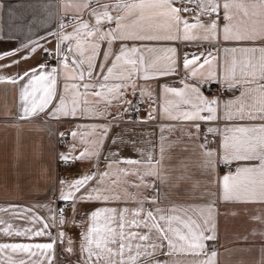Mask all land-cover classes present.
I'll return each instance as SVG.
<instances>
[{
  "label": "snow or ice",
  "instance_id": "6c2138e0",
  "mask_svg": "<svg viewBox=\"0 0 264 264\" xmlns=\"http://www.w3.org/2000/svg\"><path fill=\"white\" fill-rule=\"evenodd\" d=\"M95 3V7L92 4ZM3 7V5H0ZM35 7V5L18 4L17 8ZM66 9H74L76 15L69 23L58 21L54 28L48 30L56 40L54 50L46 43L42 44L35 34L37 24L46 21L38 20L37 16L27 11L9 9L12 27L4 33L0 27V81L19 84L22 101L19 119L35 118L43 115L47 119H80L102 118L105 123L77 125L87 127L95 135V139L81 143L90 144L84 147L79 155H74L76 145H72L68 153H58L60 162L74 164L77 162L95 161L96 169L85 170L75 179L61 178L56 201L64 207H52L51 202L41 205L49 213L51 225L32 213L31 209L20 206L0 208V211H11L14 216L27 219L30 223L42 224L39 229L23 228L13 230L8 224L2 230L6 235L43 237L48 243H3L0 253L10 250L12 253H23L28 259L13 260L8 257L7 264H60V257L65 253L75 254L73 241L68 238V247L61 248L59 256L55 252L57 244H62L67 236L63 230L69 223H75V217L81 205L95 202H112L128 199L135 200L136 208L97 207L87 213L89 227L81 233L80 256L76 264H137L141 257L147 258L155 252L168 249L166 255L174 252L204 253L207 259L201 264H215L217 252L208 251L205 242H214L216 236V209L214 201L200 207L199 221L188 216L176 214L180 208L175 204L165 209L160 207L161 201L171 199L174 193L193 197L199 191V198L207 199L213 195L208 193L204 181L196 179L197 173L207 177L211 184L212 175L217 164L231 166L234 161L258 160V166L237 167L235 173L229 172L218 181L221 185V199L227 201L264 202V123L255 126L228 125L223 129L221 147L222 155L209 147L207 134L219 133L220 129L208 127L201 132L200 122L234 119L264 120V47H233L223 48L225 53H241L247 60L237 61L235 57L225 59L223 72L218 75L212 65L217 57L212 51L200 54H185L182 65L187 75L181 83L182 88L163 86V94L178 98L176 105L188 106L174 115L169 106H162L164 117L169 120L191 122L195 131L181 129L191 143H185L182 137L168 141L163 135L160 138L159 158L152 150L145 151L138 147V135L134 131L136 124L147 123L131 119L125 121L124 113L138 114L139 109L127 99L126 93L131 89L135 97L139 93L141 100L152 99L153 92L138 83V78L145 81L155 77H167L176 71V52L174 47L157 48L151 43H163L183 40L220 42H264V0H78L66 3ZM87 10L89 19L81 14ZM68 12L64 13L67 16ZM215 17V18H213ZM163 23H160V22ZM250 22V26H249ZM115 27H112V25ZM71 28L72 31H66ZM67 41L74 59L69 60L62 45ZM75 41V47L72 42ZM5 43H14L11 48H3ZM106 48L101 51V45ZM214 47V45H213ZM22 52L26 53L20 55ZM40 53L42 62L36 67L25 69L8 76L4 70L19 67ZM145 52L164 53V56L146 60ZM259 53L258 58L256 54ZM19 55V59L15 58ZM203 63H200L201 57ZM47 57V60H43ZM99 58V63L97 59ZM253 59L256 63H253ZM48 60H56L54 66ZM2 61H7L6 63ZM239 64V73L237 66ZM188 80L194 82L188 83ZM216 82L224 90L233 91L242 88L240 96L230 100H221L219 96L207 97L201 89ZM255 85L253 89L251 86ZM253 90L261 94V107L255 111L245 112L243 98ZM102 105V107H101ZM128 107L124 113L109 111L113 106ZM239 105L236 111L234 106ZM222 110V111H221ZM156 119L152 112L148 120ZM132 125L133 128L124 127ZM52 126H50L51 128ZM121 128L122 131H115ZM176 125H162L161 132L175 130ZM55 135V132H52ZM61 138L64 133L59 134ZM75 139L78 132L71 133ZM203 136V143H198ZM127 137V138H126ZM140 143H150L141 141ZM107 148V155L104 150ZM175 148V154H168ZM125 149L140 153L141 159L120 157ZM183 157V158H181ZM106 162V171H99L101 160ZM177 161L176 164L165 165L164 161ZM123 161L130 168H120ZM115 175L109 183L106 177ZM134 176L138 183L130 182ZM155 179L149 181L148 178ZM257 177L259 179L257 180ZM123 185L122 193L118 188ZM152 189L151 197L137 199V194L130 193L127 187ZM167 191H162L163 188ZM150 201L156 205L153 209L144 207ZM71 213V221L68 213ZM234 214V213H233ZM0 223H4L0 220ZM51 228H56L53 236ZM43 260H33L35 256ZM69 264H73L69 260ZM156 264H169L168 261Z\"/></svg>",
  "mask_w": 264,
  "mask_h": 264
},
{
  "label": "crops",
  "instance_id": "0c3cea01",
  "mask_svg": "<svg viewBox=\"0 0 264 264\" xmlns=\"http://www.w3.org/2000/svg\"><path fill=\"white\" fill-rule=\"evenodd\" d=\"M78 0H0V27L3 28L4 33H8L12 27L9 16V9L15 11H27L29 14L34 13L38 20L46 21L45 24H37L35 27V34H30L32 39L37 37H45L41 39V43H46L49 49H55L56 40L51 35H46L48 30L54 28L58 21H62L65 17H73L76 15L74 9H66V3H76ZM102 2H115V0H102ZM18 4L35 5V7H26L18 9ZM95 3L92 7H95ZM68 12L67 16L64 15ZM83 19H89L88 11L85 10L81 14ZM215 18V17H213ZM160 23H163L162 21ZM250 26V22H249ZM112 27H115L113 24ZM66 31L71 32L72 29L68 28ZM210 43L208 41H192L185 42L183 40L169 41L163 43H151L149 46L157 48L174 47L176 52V71L167 77H155L147 81L138 78V83L146 88H150L153 92L152 99H144L142 108L138 113V117L147 121V123L136 124L134 131L143 133L138 135V147L143 148L145 151L152 150L156 158H159V146L160 138L163 135L168 141L175 140L177 137H182L185 143H191L187 135L182 132L181 129L186 131H195L191 122L169 120L164 117L162 106H169V110L175 115L177 111H183L188 106L179 105L177 108L172 107L176 105L178 98L173 97L171 94L165 96L163 94V86H169L174 88H182L181 80L187 75L182 65V59L185 54L205 53L206 51H212V55L217 57V60L213 63L212 68L218 75L222 74L225 59L231 62L233 57L237 61L247 60V57L241 53H225L223 48L233 47H264V42L259 40L252 42H220L216 43L212 41L211 44L216 43V47L206 48L201 44ZM14 43H5L3 48L14 47ZM62 46H66L69 49V43L64 42ZM106 44L101 45V51L106 48ZM72 47H75V41L72 42ZM70 50V49H69ZM69 60L74 59L72 51ZM26 53L22 52L20 55ZM146 60H153L156 57L164 56V53H144ZM259 53L256 54L258 58ZM15 58L19 59V55ZM204 57H201L200 63H203ZM6 63L7 61H2ZM42 62L40 53L38 52L34 57L26 61H22L19 67H9L4 72L10 77L15 73H22L23 70L34 68L38 63ZM253 63L256 60L253 59ZM99 63V58L97 59ZM56 62L50 63V66H54ZM237 73H239V64L237 66ZM188 83L194 82L188 80ZM264 83V80L259 81ZM253 89L255 85L251 86ZM20 85L13 84L8 81H0V208H8L9 206H20L23 208L31 209L32 211L28 215L35 213L42 221L51 225L52 221L48 219L49 213L41 205H47L51 202L52 207L55 206L56 196L59 191V180L65 178L68 180L78 178V174L84 172L83 169H91L95 171L93 166L82 168L81 162L74 164H68L65 167H61L59 163L58 153H68L72 145H76V151L74 155H79V152L84 147H91L90 144L81 143V137L84 141H90L95 139V135L87 127L77 128V125H91L102 124L105 121L102 118H80V119H60L51 120L47 119L43 115L35 118L19 119L21 112L22 101L20 99ZM202 93L207 97L219 96L221 100H230L240 96L242 88H237L233 91H227L216 82L210 84L208 89L202 87ZM131 95V89L126 93L129 100ZM261 94L258 91L253 90L250 94L243 98L244 110L255 111L261 104ZM102 107V105H101ZM117 107L119 111L124 113V109L127 105L113 106L109 108V111L113 114L116 113ZM239 105L234 106L235 112ZM222 111V110H221ZM152 112V115L156 117L154 120H148V113ZM132 113H124V119H129ZM220 120L219 125L215 121L200 122V128L203 127H216L220 129V137L217 142H212L209 147L216 151L218 155H222L223 149L221 147L223 139V129L226 125L230 127L234 126H255L264 123V120L260 119H234V120ZM162 125H176L175 130L169 132L164 130L161 132ZM50 126H52L50 128ZM124 127L133 128L132 125H125ZM55 132V135L52 132ZM73 131L78 132L77 137L74 139L71 133ZM115 131H122L121 128H116ZM64 133V140L59 141L61 137L59 134ZM127 138V137H126ZM141 141H147L150 143H140ZM198 143H203L201 136ZM176 149L172 148L166 152L168 154H175ZM107 155V148L104 150ZM120 157H131L133 159H141L140 153L125 149L120 153ZM183 158V157H181ZM165 165L176 164L177 161H164ZM258 160L252 161H234L231 164L229 170L219 169L217 164L215 173L212 175L211 180L213 183H207V177L197 173L196 179L202 180L207 185V192L213 195L207 199L199 198V191L193 196L188 197L181 193H174L170 200L161 201L159 206L165 209L171 208L174 204L180 208V211L176 214L191 216L193 219L199 221L200 207L214 201V207L216 209V242L218 244L217 249H213L217 252L215 258V264H264V202L259 201H223L221 197V185L218 183L219 179L224 174L232 172L235 173L237 167H249L258 166ZM106 162L102 159L99 164V171H106ZM120 168H130L132 166L127 165L123 161L119 164ZM69 173V175L67 174ZM115 175L106 177L105 182L109 183L111 179H114ZM149 181L154 180V177L148 178ZM259 177H257V180ZM130 182L138 183L139 181L134 176H129ZM124 186L121 185L118 191H121ZM128 192L137 194V199L143 197H151L153 195L152 189H137L135 187L128 186ZM162 191H167V188H163ZM156 205H153L150 201L144 203V207L147 209H153ZM200 206V207H197ZM97 207H114V208H136L138 204L135 200L128 199L112 202H95L81 205L79 211L75 217V223H69L64 227V231L67 233L65 240L62 244H57L55 252L57 256L61 251V248L68 247V238L73 241V247L75 254L69 256L67 253L63 257H60V264H69V260L76 264L81 260L80 256V242L81 233L86 231L89 227L87 213ZM234 213V214H233ZM69 220L71 221V213H68ZM0 220L4 223H0V229H3L8 224L13 226V230L23 228H35L39 229L42 224L30 223L27 219L14 216L11 211H0ZM52 235L55 236L57 229L51 228ZM51 242L47 236L43 237H28V236H8L2 230H0V244L3 243H48ZM206 243V248L207 244ZM209 253L212 250H208ZM168 252L165 246L162 250L155 252L153 255L147 258L141 257L137 264H156V262L168 261L169 264H201V261L207 259V255L201 253L199 255L191 252H174L171 255H166ZM11 256L13 260L19 261L20 259H28L23 253H12L10 250H5L0 253V264H7L8 257ZM33 260H43V257L37 255L32 257ZM44 264H47L44 261Z\"/></svg>",
  "mask_w": 264,
  "mask_h": 264
},
{
  "label": "built area",
  "instance_id": "2783aa9c",
  "mask_svg": "<svg viewBox=\"0 0 264 264\" xmlns=\"http://www.w3.org/2000/svg\"><path fill=\"white\" fill-rule=\"evenodd\" d=\"M72 20H73V17H65V18L62 19V22L63 23H69ZM201 45L203 47H206V48H209V47L212 48L213 45H214V47L217 46L216 43H214V44L204 43V44H201ZM62 48L64 50V53L66 55L70 56V54H71L70 50L68 48H66V46H62ZM52 50H54V49H52ZM47 59H48L47 57H43V60H47ZM53 62H56V60H48V64L53 63ZM209 87H210V85H207V86H204L203 88L208 89ZM129 100L132 101V103L139 109V111L141 110L143 102L142 103H138V101L141 100V97H140L139 93H137V95L135 97L131 93ZM139 111H138V113H139ZM131 119H137V120H140V121H145L144 119L138 117V114H132V116L129 119H126L125 121L131 120ZM215 122H216V124L219 125L220 120H216ZM206 129H207L206 127H203L201 132H206ZM219 137H220V132L219 133H215V134H207V138L210 141V144L212 142H217L219 140ZM201 139H202V141H204V137L203 136H201ZM63 140H64V137L63 138H61V137L59 138V141H63ZM58 164L61 167H65L66 165H68V164L62 163L60 161H59ZM230 168H231V166H224V165H220L219 164V169H221V170H229ZM54 207H64V204L55 201V206ZM217 248H218V244H217L216 241L209 242L207 244V249L208 250H213V249H217Z\"/></svg>",
  "mask_w": 264,
  "mask_h": 264
},
{
  "label": "rangeland",
  "instance_id": "374dc122",
  "mask_svg": "<svg viewBox=\"0 0 264 264\" xmlns=\"http://www.w3.org/2000/svg\"><path fill=\"white\" fill-rule=\"evenodd\" d=\"M94 163H95V161L83 162V163H81V166H82V168H85V166L87 168H89L90 166H93ZM83 170L85 171L86 169H83ZM67 174L69 175V173H67ZM82 174H83V172L79 173L78 176H80Z\"/></svg>",
  "mask_w": 264,
  "mask_h": 264
}]
</instances>
